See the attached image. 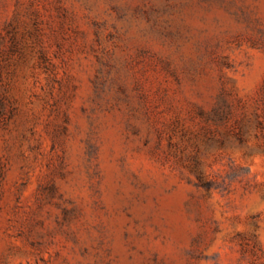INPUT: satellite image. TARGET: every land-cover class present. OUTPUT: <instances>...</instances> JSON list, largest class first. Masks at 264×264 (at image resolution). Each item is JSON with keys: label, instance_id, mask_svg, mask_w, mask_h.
Masks as SVG:
<instances>
[{"label": "rangeland", "instance_id": "obj_1", "mask_svg": "<svg viewBox=\"0 0 264 264\" xmlns=\"http://www.w3.org/2000/svg\"><path fill=\"white\" fill-rule=\"evenodd\" d=\"M0 264H264V0H0Z\"/></svg>", "mask_w": 264, "mask_h": 264}]
</instances>
